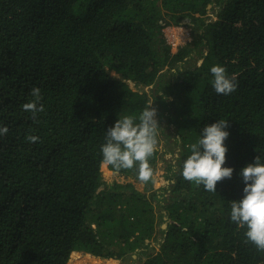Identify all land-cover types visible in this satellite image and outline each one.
I'll use <instances>...</instances> for the list:
<instances>
[{"label":"trees","instance_id":"1","mask_svg":"<svg viewBox=\"0 0 264 264\" xmlns=\"http://www.w3.org/2000/svg\"><path fill=\"white\" fill-rule=\"evenodd\" d=\"M172 25L193 36L174 52L164 33ZM194 52L201 60L188 65ZM213 65L236 78L235 91L215 92ZM34 87L44 106L35 116L23 109ZM150 106L176 127L178 169L169 168L163 191L153 189L156 147L150 194L107 183V128L125 115L139 123ZM217 119L227 120L225 165L234 171L210 192L182 177L181 161ZM0 126L8 128L0 264H69L74 252L110 260L135 252L143 264H264V251L230 220L243 196L239 170L264 159V0H0ZM118 172L139 179L136 168Z\"/></svg>","mask_w":264,"mask_h":264},{"label":"clouds","instance_id":"2","mask_svg":"<svg viewBox=\"0 0 264 264\" xmlns=\"http://www.w3.org/2000/svg\"><path fill=\"white\" fill-rule=\"evenodd\" d=\"M211 84L217 94L229 95L235 91L236 78L229 77L221 65L210 68ZM33 99L23 104L25 111L33 116L43 111L39 103L41 90L34 87L30 90ZM136 117L125 115L117 119L106 130V142L101 146L103 161L112 166L113 170L136 168L138 178L148 181L152 176L149 158L157 146L156 132L159 127L156 119V109L148 107ZM7 126H0V135L6 134ZM227 120L217 119L206 123L200 130V135L191 143L190 154L181 161V175L187 181L202 184L206 191L217 192V182L230 178L234 169L225 165L229 136ZM35 142L37 136L28 137ZM238 175L244 182L243 196L233 200L230 210V220L238 226L245 227V237L258 250L264 251V159L259 155L253 162L243 166ZM159 186V185H157Z\"/></svg>","mask_w":264,"mask_h":264},{"label":"rangeland","instance_id":"3","mask_svg":"<svg viewBox=\"0 0 264 264\" xmlns=\"http://www.w3.org/2000/svg\"><path fill=\"white\" fill-rule=\"evenodd\" d=\"M210 13H214V11H211ZM167 33H170V31L168 30ZM172 51L174 52L176 51V49L172 48ZM206 51L207 49H205V52ZM196 53L197 52H194L193 53L194 56L192 57L188 56L186 58L188 65H194L197 61L199 62L201 60L200 55ZM175 69L176 68H173L170 71L171 73H169V75L174 73ZM112 73L113 75L117 76L115 72L112 71ZM131 87H133V89H137V87L134 84H131ZM151 88L152 87H144L143 90L152 92ZM155 109H156V119L159 125L158 127L159 128V138L157 139L156 147L160 151V158L158 160L157 169L154 174V180H155L154 184L155 185L153 189H160L163 191L164 187L170 183V179L168 177L170 173L169 168L172 166L174 170H177L179 167V157H180L181 152H180V147L177 144L176 127L168 121L167 115L161 116L157 112V108ZM106 171L110 172L111 170L107 168L106 166H103V180L106 181L107 183H110V184L114 182H118L122 184L132 183L138 190L142 192H146L147 194H150L152 190V189H148L149 185L147 184L146 181H141L139 179H136L132 175H126L118 171L116 172L111 171L110 173H107ZM157 209L160 210L161 207H159L158 205ZM164 219H166V216L164 217ZM164 224L166 223L160 221V227L165 228ZM158 239H160V237H158ZM154 243L155 242H153L152 245H154ZM136 258H137V253L135 252L133 253L131 258L126 257L123 260H110L107 258L95 256L90 253L74 252L70 257L69 264H88V263H93V264H143L142 262L134 260Z\"/></svg>","mask_w":264,"mask_h":264},{"label":"built area","instance_id":"4","mask_svg":"<svg viewBox=\"0 0 264 264\" xmlns=\"http://www.w3.org/2000/svg\"><path fill=\"white\" fill-rule=\"evenodd\" d=\"M170 33H167V31ZM191 29L185 26H167L164 29L165 37L173 49L186 45L193 39Z\"/></svg>","mask_w":264,"mask_h":264},{"label":"water","instance_id":"5","mask_svg":"<svg viewBox=\"0 0 264 264\" xmlns=\"http://www.w3.org/2000/svg\"><path fill=\"white\" fill-rule=\"evenodd\" d=\"M111 171H113V170H111ZM113 172H115V171H113ZM164 227H166V224H164Z\"/></svg>","mask_w":264,"mask_h":264},{"label":"bare ground","instance_id":"6","mask_svg":"<svg viewBox=\"0 0 264 264\" xmlns=\"http://www.w3.org/2000/svg\"><path fill=\"white\" fill-rule=\"evenodd\" d=\"M113 178V177H112Z\"/></svg>","mask_w":264,"mask_h":264}]
</instances>
